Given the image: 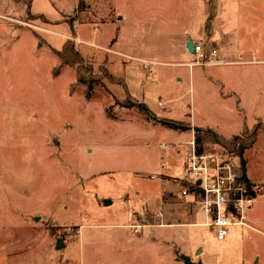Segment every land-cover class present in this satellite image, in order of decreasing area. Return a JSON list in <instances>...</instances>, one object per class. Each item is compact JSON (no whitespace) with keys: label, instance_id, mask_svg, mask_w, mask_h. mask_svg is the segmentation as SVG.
<instances>
[{"label":"rangeland","instance_id":"374dc122","mask_svg":"<svg viewBox=\"0 0 264 264\" xmlns=\"http://www.w3.org/2000/svg\"><path fill=\"white\" fill-rule=\"evenodd\" d=\"M186 38L226 62L189 66ZM67 41L82 68L61 66ZM80 74L94 80L90 99ZM196 115L228 138L257 131L244 159L264 192V0H0V264H174L175 244L213 238L151 214L185 218L160 202L165 191L184 202L180 124ZM238 228L243 240L212 241L214 253L264 257V237Z\"/></svg>","mask_w":264,"mask_h":264},{"label":"built area","instance_id":"2783aa9c","mask_svg":"<svg viewBox=\"0 0 264 264\" xmlns=\"http://www.w3.org/2000/svg\"><path fill=\"white\" fill-rule=\"evenodd\" d=\"M197 57L187 64L206 66L221 63L216 47L206 50L203 44L194 43ZM147 67H150L146 65ZM193 151L189 155L185 167L183 181L185 187L181 197L193 196V200L200 203L205 214V225L214 229L218 240H224L232 225L250 226L246 217L257 201V189L243 179L242 164L235 155L224 156L217 151L198 153L195 139L192 141ZM198 180L201 182L198 183ZM256 191V194L252 192ZM200 195L197 199L196 196ZM152 216H163L162 210H154ZM140 227L134 226L138 232Z\"/></svg>","mask_w":264,"mask_h":264},{"label":"crops","instance_id":"0c3cea01","mask_svg":"<svg viewBox=\"0 0 264 264\" xmlns=\"http://www.w3.org/2000/svg\"><path fill=\"white\" fill-rule=\"evenodd\" d=\"M187 40H188V38H186L184 40V42H187ZM120 53H122L123 55L129 54L126 52H120ZM131 56H133V55H131ZM133 57L142 58V57H138V56H133ZM220 60H221V63L226 62L224 59H220ZM221 63L208 65V66H215V65H219ZM190 74L192 75V73H190ZM181 80H182V77H180V81ZM151 111H153V110H151ZM190 116H191V114H190ZM191 122H193V124L192 123L188 124V125L185 124V125H182V126H184L183 128H180L181 131H183V132H187V133L189 132L190 136H191L190 140L183 141V144H186L187 146H189V148L185 150L186 155L183 159V164H182L183 167H185L186 161H187V159H188V157L192 151L191 140L193 139V137L195 138V128H201L204 123H206V126H208V127H211V128L213 127L211 125H207V124H209L207 121H203V123H196V122H200L197 118V115L195 116L194 121H191ZM182 150H183V148L180 149L179 152H181ZM247 172H248V169H247ZM247 176H248V174H247ZM172 178H173V180H172L173 183L179 182L176 179V178H178L177 176L172 175ZM167 181H168L167 179H164L163 183L166 184ZM182 183H183L182 185L184 186L185 183L183 180H182ZM170 194H172V192L168 193L165 191L164 193H161V202L160 203L165 204V205H167V204H169V205L179 204L180 206L178 207L179 208L178 214L185 215V218H184V220L178 219V217L174 213V212H176L175 208H172L171 211H169V213H167L161 209L164 214H168V221L170 222V224L168 226L183 225V224H188V225H193V226L205 225L204 224L205 214L201 208L200 203L193 200L194 199L193 196H189L187 198H182V199H184V202L179 203V202L169 201L168 198H171ZM256 195H257V201H256L257 203L259 201H264V192L258 193V191H257ZM163 198H165L166 200H163ZM255 207L256 206H253V208L248 210L247 214H246V217L248 219L250 226H245V225H232V226H230L229 234L222 241L217 239L216 234L214 232V229L210 226L212 231L214 232V236H213V238H209V241L205 238H201L199 236L197 237V236L191 235V237L194 238L193 240L191 239V243H193L191 247L188 248V246H185V245H184V247H181L180 245L175 244L174 247H175L176 257L174 258L173 263L174 264H185V258L189 257L192 262H200L201 261L205 264H264V257H262L260 250H256L252 259L247 260L246 254L243 251V249H242V252L239 253L235 257H234V255L226 257L223 253H219V254L214 253V248L212 246V244H213L212 241H214L215 243H220V244L225 245L226 243L229 244L231 241L243 240V238L245 236L244 229L238 228V226L239 227H242V226L246 227L249 231L255 233L254 235L256 237H260V236L264 237V215L259 216L258 214H254L253 210ZM199 215L202 216V220H200V221L198 219H196L197 216H199ZM206 226H208V225H206ZM155 228H157V227H149L150 230L148 231L149 232L148 234L150 235V238L152 239V241H156V238L154 236L155 230H152ZM140 231L141 230H139V233H140ZM251 232H250V234H251ZM141 233H143V231ZM186 244H189V241L187 239H186ZM234 258H237V259H234Z\"/></svg>","mask_w":264,"mask_h":264},{"label":"trees","instance_id":"16d2710c","mask_svg":"<svg viewBox=\"0 0 264 264\" xmlns=\"http://www.w3.org/2000/svg\"><path fill=\"white\" fill-rule=\"evenodd\" d=\"M19 1H24L28 7L32 4L33 0H19ZM56 53L58 54L60 61H61V66L64 65H78L79 68L81 66L82 62V57L79 53V51L74 47V45L70 42H66L62 49L57 50ZM79 83L81 82L85 86V93L86 97L88 99L92 98L93 92H94V80L87 79L85 75L80 74V77L78 79ZM137 107L140 109L142 113L147 115V117H153L156 120L158 119L151 109L147 106L145 102L138 101ZM160 120V119H159ZM161 121V120H160ZM163 124L169 125V126H178L177 124L173 122H167V121H161ZM182 124H180V128H183ZM248 138L251 139L250 142H247L246 138H241L239 136L235 137H225L224 135L218 133L216 130L212 128H195V147L196 151L198 153H203L207 151V148H205V144L208 142H213V143H218L227 148L229 151H235L237 152L242 158V175L243 179L248 183L250 186V179L247 176V163L246 160L244 159V152L246 148L255 142L257 138V131L252 133L251 135H248ZM247 138V139H248ZM250 143V144H249ZM249 144V145H248ZM253 194H256V191L252 192ZM197 199L200 198V195L198 194L196 196Z\"/></svg>","mask_w":264,"mask_h":264},{"label":"water","instance_id":"95a60500","mask_svg":"<svg viewBox=\"0 0 264 264\" xmlns=\"http://www.w3.org/2000/svg\"><path fill=\"white\" fill-rule=\"evenodd\" d=\"M186 46H187V48H188V50L191 52V53H193L194 52V41H193V39L192 38H190L188 41H187V44H186ZM201 181L200 180H198V183H200ZM110 203V200H105V204H109ZM62 246V244L60 243V242H58V247H61ZM185 264H205V263H203V262H192L191 260H190V258L189 257H186L185 258Z\"/></svg>","mask_w":264,"mask_h":264}]
</instances>
